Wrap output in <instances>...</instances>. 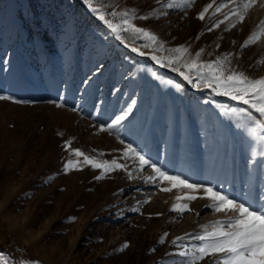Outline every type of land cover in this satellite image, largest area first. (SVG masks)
I'll return each instance as SVG.
<instances>
[{"label":"rangeland","instance_id":"374dc122","mask_svg":"<svg viewBox=\"0 0 264 264\" xmlns=\"http://www.w3.org/2000/svg\"><path fill=\"white\" fill-rule=\"evenodd\" d=\"M167 2L93 0L117 24L113 12L149 16L132 22L158 38L163 49L153 51L157 45L143 47L129 33L118 39L84 0H0V96L11 98L0 100V257L11 264H180L173 240L233 215L214 213L202 193L182 216L170 211L188 190L146 182L151 169L125 158L126 145L169 174L264 206V146L228 114L246 106L165 66L168 50L183 46L192 57L203 49L204 62L231 54L232 68L264 77V64L257 67L264 38L242 47L264 20V0L243 23L231 16L241 0H215L204 20L197 17L212 0L186 9L163 8ZM221 3L228 7L213 15ZM129 107L128 118L108 129ZM72 149L126 167L102 179L90 165L65 172L77 159Z\"/></svg>","mask_w":264,"mask_h":264},{"label":"snow or ice","instance_id":"6c2138e0","mask_svg":"<svg viewBox=\"0 0 264 264\" xmlns=\"http://www.w3.org/2000/svg\"><path fill=\"white\" fill-rule=\"evenodd\" d=\"M88 8L97 15L98 19L103 21L107 27L114 33L118 39L121 38L120 33H129L133 39H142L145 41L143 47L153 48V51L163 49V45L158 42V38L150 31L137 27L132 21L134 19L146 20L149 16L137 17L135 12L111 13L113 17L117 15L121 18V23H114L113 20L106 19L105 13L93 6V0H84ZM195 3V0H168L163 4V8H189ZM215 0L207 4L197 17L200 20L205 19V15L209 9H213ZM236 3V0H233ZM256 0H241L236 8L231 10V16L237 18V23H243L249 10L255 5ZM228 7L227 3H221L215 7L213 15L220 13L221 10ZM264 7V5H262ZM159 18V15H157ZM230 19V16H226ZM220 21L215 25L219 27ZM231 27H236V23H232ZM211 30V29H210ZM264 38V20H261L242 45L243 48L252 46ZM123 42V41H122ZM132 51L144 55L138 48L133 47ZM170 55L166 57V65H178L174 71L179 72L180 76L188 83H194L196 87H206L217 96L228 97L229 99L241 103L246 108H232L228 113L236 119V127L245 131L251 138L256 139L264 146V77L259 79L252 78L242 71H237L231 67V54H224L217 57L214 61H201L203 49L197 51L192 57L189 49L186 47H178L168 50ZM188 57V58H186ZM157 63H164L163 60L153 55L151 57ZM264 64V59L257 61V67ZM184 70L181 71L180 69ZM11 99L7 96H0V100ZM19 102V101H13ZM59 106V105H58ZM133 111L129 107L122 115H118L115 120L108 126V129L121 125L129 114ZM253 113H258L261 119ZM105 129H101L104 131ZM123 143V141H121ZM71 141L66 142L65 149L71 146ZM264 154V153H262ZM71 155L77 159H69L65 164L64 171L81 170V164L90 165L93 169H101L102 174L97 179H102L104 175L112 171L124 169L126 166L118 163L116 159L111 161H101L90 157L79 149H72ZM125 158H131L139 162V170L150 168L152 175L145 178L146 182L167 184V187H161L162 192H171L173 189L184 190L188 193L185 195H177L175 202L172 204L170 211L179 215L190 211L189 203L196 200L197 193H202L199 197L207 199L210 203L206 205L210 207L214 213H226L229 218L223 221H215L208 225H203L200 233L186 234L177 237L172 241L173 245L179 249L178 255L182 258L180 264H200L205 258H212L214 264H264V206L259 209L246 205L244 202L237 201L235 198L214 189L211 186H205L195 182H189L186 178L179 175L169 174L166 170L156 166L149 159L141 155L131 145H126L123 153ZM83 158L82 162L79 158ZM128 175L131 177L132 173ZM184 201V202H182ZM147 202V201H146ZM137 211L138 209H132ZM167 233L161 237L159 243L163 244L167 238ZM191 241H197L198 244H191ZM191 244V246H189ZM125 244L123 248H127ZM121 249V251L123 250ZM2 264H11L10 261L0 257ZM26 264V262H25Z\"/></svg>","mask_w":264,"mask_h":264},{"label":"bare ground","instance_id":"6f19581e","mask_svg":"<svg viewBox=\"0 0 264 264\" xmlns=\"http://www.w3.org/2000/svg\"><path fill=\"white\" fill-rule=\"evenodd\" d=\"M50 48H53V46L51 47V46H49V48L48 49H50Z\"/></svg>","mask_w":264,"mask_h":264}]
</instances>
